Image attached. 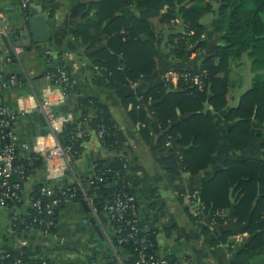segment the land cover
Instances as JSON below:
<instances>
[{"label": "trees", "instance_id": "1", "mask_svg": "<svg viewBox=\"0 0 264 264\" xmlns=\"http://www.w3.org/2000/svg\"><path fill=\"white\" fill-rule=\"evenodd\" d=\"M21 2L20 12L13 18L15 24L9 32L13 44L24 39L21 36L24 27L18 22L31 16L32 2L23 9ZM78 10L84 12V22L75 26L73 36L91 50L89 60L95 70L90 80L108 91L151 76L159 67L162 53L169 59L178 60L202 52L207 47V36L201 20L213 15V30L219 36V45L200 68L175 70L178 75L176 85L165 79L146 93L128 96L121 101L124 106L131 107L128 114L140 123L141 136L146 141L151 131L158 134L157 147L166 154L161 163L167 172L197 175L209 166L219 144L213 112L226 108L230 94L237 87L231 77L243 66L242 57L247 54L255 74L252 87L224 119L225 125L232 124L227 133L232 150L247 149L253 120L264 123V0H93L88 5L80 4ZM0 56L14 61L8 51L5 54L0 52ZM58 70H63L73 84L72 71L62 65L47 69L44 75L56 74ZM194 78L200 80L199 85L194 83ZM62 87L66 93L74 91V86L73 89ZM81 113L77 123L65 122L58 134L59 143L68 151L71 166L81 158L89 131L102 133L100 143L112 155L111 158L98 164L91 180L76 179L65 188L56 186L51 197L42 192L46 182L33 185L28 199L39 201L40 209L28 208L23 212L20 217L25 224L19 221L12 228L17 236L35 220L34 228L41 229L37 225L41 219L53 222L48 229L49 234H53L60 211L65 206L63 192L72 202L81 205L86 203L87 196H92L104 221L102 210L105 204L117 199L133 198L130 204L140 208L137 188L146 180V175L142 168L130 165L127 139L109 107L94 98L81 99ZM6 143V140L0 141L2 146ZM262 150L261 159L234 160L228 157L220 171L197 192L190 194L196 195L200 202L195 206L197 202L193 199L190 205L197 209L195 218H207L209 229L223 225L232 210L236 224L244 226V231L251 235L247 248L242 251L244 254L264 249V223L261 219L264 212V142ZM20 153L17 150L18 157L14 162L17 173L9 179L11 185L19 188L16 190L18 198L7 203L22 210L26 200L25 186L44 162L38 153L30 152L25 157ZM13 177L16 182L12 181ZM156 197L153 194V198ZM54 200L59 203L53 208V215L47 216V206ZM87 217H92L90 210ZM110 224L116 230L110 241L120 255L119 262L135 264L143 252L147 259L157 263L160 256L158 231L141 219L140 209L139 217L129 211L123 220H111ZM170 231H165L167 236L171 235ZM230 235L224 234L214 240L213 245L225 243ZM120 238L128 240L119 244ZM136 240L138 244H135ZM166 258L171 263L177 260L170 256ZM0 264L54 263L38 259L36 253L24 248L22 251L8 249Z\"/></svg>", "mask_w": 264, "mask_h": 264}, {"label": "crops", "instance_id": "2", "mask_svg": "<svg viewBox=\"0 0 264 264\" xmlns=\"http://www.w3.org/2000/svg\"><path fill=\"white\" fill-rule=\"evenodd\" d=\"M92 1L53 0L49 3V0H34L31 16L18 22L24 27V39L20 43L24 52L20 61L14 60L3 67L0 86L1 104L17 116L14 126L16 135L21 142L29 144L31 152L52 145L53 140L49 136L51 127L45 118L31 109L37 104V96L46 86L43 79L45 71L60 65L69 68L72 71L74 91L66 93L55 89L57 94L63 92V100L53 107L55 131L60 133L65 122L79 121L82 115L81 99L94 98L109 107L127 139L130 165L142 168L145 172L146 180L137 188L136 194L140 217L158 231L160 253L177 258L182 264H264V249L250 254L242 252L247 248L251 235L244 231V226L236 224L232 210L223 225L209 229L208 219L197 220L194 208L189 206L187 199V196L197 192L222 169L228 157L234 160L262 158L264 123L253 120L249 146L243 151H234L229 146L227 133L232 124L224 123L226 114L239 105L252 87L255 74L249 56L245 54L242 57L244 71L241 84L230 94L226 108L221 112H213L219 144L209 166L194 176L188 173L171 174L161 163L166 154L157 147L158 134L151 131L146 141L141 136L140 123L128 114L131 107L124 106L121 100L146 93L161 84L170 72L200 68L219 45V36L213 30L214 16L207 15L201 20L207 36V47L202 52L191 53L186 59L178 60L169 59L162 53L159 67L151 76L108 91L95 86L90 80L95 70L89 60L91 50L73 36L75 26L84 22V12H79L78 6L88 5ZM19 3L20 0H0V12L10 22V29L15 24L13 18L20 12ZM32 17L36 19L30 23ZM1 26L0 22V31ZM38 28L42 30L40 34L36 32ZM2 36L0 32V52L5 54L8 50ZM17 77L22 78L20 83H12L11 80ZM177 81L174 77L172 84L176 85ZM89 134V140L83 143L81 158L66 170L65 177L57 185L68 186L76 179H91L98 164L111 158L112 155L103 149L98 134L93 131H89ZM29 153L21 152L20 156L25 157ZM43 162L25 186L24 208L28 207V194L32 186L45 183L48 179L47 166ZM12 181L17 180L13 177ZM153 194L157 197L153 198ZM153 205L157 209H153ZM55 228L53 234L31 230L23 236H17L11 229L9 212L0 206V259L8 249L22 251L26 248L36 253L38 259L54 264H119L117 253L105 237L99 236L81 204H65ZM168 229L171 230L170 236L165 233ZM226 233L231 234L228 240L214 246L213 241Z\"/></svg>", "mask_w": 264, "mask_h": 264}, {"label": "built area", "instance_id": "3", "mask_svg": "<svg viewBox=\"0 0 264 264\" xmlns=\"http://www.w3.org/2000/svg\"><path fill=\"white\" fill-rule=\"evenodd\" d=\"M34 0H22L21 2V8L28 7V4L32 2L33 4ZM0 22H1V33L3 36H5L8 40V44L10 47V50L8 52H11V55L13 56L14 60L20 61L21 55L24 52V48L20 45V43L13 44L10 41L9 38V32H10V22L6 18L5 14L3 12H0ZM21 36H24V31L21 34ZM11 60L7 59L6 56H0V80L3 75V67L10 63ZM176 77L178 79V75L174 72H170L166 76L167 81H171L172 79ZM22 78L17 77L13 78L11 80L12 83H20ZM43 79L46 83V86L42 89L40 94L37 96L36 105L31 109L32 111L39 110L40 114L46 119L47 123L52 129V132L49 133L50 138H52L53 143L49 147H41L38 148L35 153H38L43 160L45 161V164L47 166V172H48V179L46 181V187L43 188L42 192L48 197L53 196L54 194V187L59 186L57 185L58 181L63 179L65 177L66 170L71 168V159L68 154V151L61 146L58 140V134L55 131V122H56V116L53 111V107L57 104H59L63 100V92L64 91L62 85L69 86L71 89H73V84L70 83L69 79L67 78L65 72L63 70H58L56 74L52 73H46L43 76ZM195 84H200V80L198 78H194ZM1 86V81H0ZM56 88L61 89L60 92H56ZM17 116L12 114L11 111H9L5 106L1 104V96H0V141L6 140L5 145L0 146V206L4 209H6L10 214V223H11V229L16 225L17 222L20 221L21 224H25V221L21 220V215L23 212H25L28 208H37L40 209V202H31L28 201V207L24 209H19L15 206L10 207L7 202H13L15 199L18 198V195L16 193V190H18V186H13L10 184L9 179L13 174L17 173V169L14 167V162L17 155V150L20 152H31V148L29 144L25 142H21L18 136L15 132V122H16ZM102 133H99V140ZM21 174V173H20ZM96 175V172L92 178H94ZM91 178V179H92ZM88 179V180H91ZM61 188H65L67 186H60ZM63 195L65 196V204L68 202H72L69 198V195L66 194V192H63ZM187 199L189 201V206L192 204V200L195 199L197 205L200 204L198 202V199L196 195H189L187 196ZM86 204L91 212V218H94L100 227L105 239H107L110 242L111 245V236L116 232L114 228L111 226L110 222L111 220H118L121 221L124 219V215L126 212H133V214L137 217H139V209L137 208V205L130 204L133 202V198H129L126 201H122L120 199H117L113 203H106L104 206V209L102 210V217L105 218V221L101 218L99 214V210L94 204V199L92 196L86 197ZM26 201V200H25ZM59 203V201L54 200L52 204L47 206L46 215L52 216L53 215V208ZM13 204V203H12ZM194 208V207H193ZM197 210V209H196ZM196 210L194 209V212L196 214ZM198 214V213H197ZM196 214V215H197ZM261 219L264 223V212L262 213ZM36 220L27 225L26 229L20 233V235H25L31 230H39L43 232L44 234H49L48 229L53 226V222L50 220H43L41 219L39 222H37V225L41 227V229H35L34 223ZM212 225V224H211ZM14 231V229H12ZM137 230H135V233ZM263 237H264V229L262 230ZM133 237L132 235L130 236ZM128 240L127 238H120L119 244H122ZM24 244V242H22ZM139 241L136 240L135 244H138ZM112 246V245H111ZM115 252L117 253V250L112 247ZM159 259L156 264H182L181 260H176V262L171 263L169 260H167L166 256L159 254ZM118 261H120V255H117ZM119 264H122L119 262ZM135 264H154L151 262V259L146 258V254L143 252H140L138 259L136 260Z\"/></svg>", "mask_w": 264, "mask_h": 264}, {"label": "water", "instance_id": "4", "mask_svg": "<svg viewBox=\"0 0 264 264\" xmlns=\"http://www.w3.org/2000/svg\"><path fill=\"white\" fill-rule=\"evenodd\" d=\"M31 19H32V20H30V23H32V21H33L34 19H36V17H32ZM33 23H34V22H33ZM36 28H37V26H36ZM36 32H37V34H40V33L42 32V30L38 28V29H36ZM2 38H3V40H4L5 44H6L7 50H10V47H9V44H8V40H7V38H6L5 36H2ZM10 54H11V52H10ZM35 113H36V114H39L40 117L44 119V117L42 116V114H40L39 110H37ZM82 206L84 207L85 211L88 213V212H89V209H88V207H87V204L84 202V203H82ZM98 210H100L99 207H98ZM90 222H91V224L94 226V228H95V230L97 231V233L99 234V236H100L101 238H104L103 233H102L100 227L98 226L96 220H95L94 218H91V219H90Z\"/></svg>", "mask_w": 264, "mask_h": 264}, {"label": "rangeland", "instance_id": "5", "mask_svg": "<svg viewBox=\"0 0 264 264\" xmlns=\"http://www.w3.org/2000/svg\"><path fill=\"white\" fill-rule=\"evenodd\" d=\"M209 18V17H208ZM243 69V67H241L240 68V70L236 73H234L233 75H232V77H231V79H233V81L237 84L236 86H240V82H241V74H242V71H244V70H242ZM240 81V82H239Z\"/></svg>", "mask_w": 264, "mask_h": 264}]
</instances>
